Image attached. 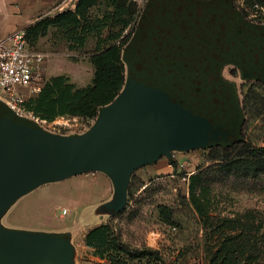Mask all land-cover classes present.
Wrapping results in <instances>:
<instances>
[{"label": "rangeland", "instance_id": "rangeland-1", "mask_svg": "<svg viewBox=\"0 0 264 264\" xmlns=\"http://www.w3.org/2000/svg\"><path fill=\"white\" fill-rule=\"evenodd\" d=\"M78 1L0 0V35L27 28L43 17L74 10ZM134 1L141 13L149 0ZM233 4L245 21L264 25L257 19L264 16L261 10L264 0H233ZM110 9L101 4L92 11V17H101ZM119 29L118 26L105 29L103 36H107L109 30L117 32ZM95 44L96 37L91 35L85 47L71 48L70 43L52 29L37 42L39 49L47 54L44 78L67 75L77 86L89 84L94 75L89 56ZM228 65L222 70L224 80L229 82L224 85L232 89L229 91L233 95L232 102L243 120L237 141L242 140L244 144L237 143L226 152L221 148L211 149L209 145L173 148L169 154L131 173L128 199L108 223L116 228L128 247L140 250L147 246L158 251V257L134 260L132 264H206V249L211 243L210 229L205 227L190 204L192 174H200L201 183L211 194L217 217H233L252 209L258 217L264 218V156H253L264 148V87L254 85L257 97L249 99L247 107H243L249 86L257 79L244 80L239 68ZM126 76L127 85L129 63H126ZM20 90L25 95L31 93L29 88ZM101 112L93 120L59 117L47 122L28 114L26 117L51 134L77 137L95 126ZM245 151L250 155L239 157ZM226 157L229 159L224 160ZM223 162H229L231 168L223 167ZM113 193L110 176L104 171H87L45 181L10 202L0 213V226L14 231L38 229L48 234L61 228L81 233L113 209ZM160 204L173 209L175 225L160 220ZM64 209L67 210L65 213ZM149 240L153 245H149Z\"/></svg>", "mask_w": 264, "mask_h": 264}, {"label": "trees", "instance_id": "trees-1", "mask_svg": "<svg viewBox=\"0 0 264 264\" xmlns=\"http://www.w3.org/2000/svg\"><path fill=\"white\" fill-rule=\"evenodd\" d=\"M193 1L199 6L207 0ZM232 1L226 0L228 4ZM101 4L111 9L101 17H92V11ZM140 11L134 0H79L74 10L43 17L28 26L27 39L38 50L37 42L52 29L62 35L71 48L85 47L91 35L96 37V44L89 56L94 67V75L89 84L77 86L67 75L44 78L41 90L25 100L26 111L47 122H53L59 117L93 120L125 88L126 63L131 59H142L149 67L155 68L161 75L163 87L168 89L165 90V100H159L154 105L160 115L159 138L168 146L148 164L169 154L173 148L209 145L211 149L221 148L226 152L237 143L244 144L242 140L237 141L241 131L240 122L243 120L234 107L229 91L217 83L214 72L222 59L229 58L243 63L249 73L259 76L256 83L250 84L243 107H247L249 99H256L254 85L264 87V43L260 44L259 40L255 41L257 44L253 43L255 39L249 35L254 30L258 31L257 27L241 21L234 26L236 35L240 34V45H236L238 39L236 36L234 39L230 32L229 37H226L230 38L227 43L229 47L213 53L212 49L215 50L217 46L204 44L198 38L207 30L209 35H213L212 30L206 29L203 24L201 27L194 24V31L187 39V46L181 56L169 35H166L168 40L153 42L149 33L139 34L144 14V11ZM193 13L191 9L181 10V14L174 19L176 27L188 30ZM257 19L259 23H264V16ZM172 20L167 19L168 23ZM184 20L186 25L181 24ZM135 25L137 28L134 29ZM115 26L120 27L117 32L109 30L107 36H103L105 29ZM127 29L128 33L124 34ZM190 43L192 45L189 46ZM192 52H197V57H191ZM246 155L248 157L250 153L245 151L239 157ZM260 155L264 156V148L259 153H253L256 157ZM227 159L229 157L224 158ZM222 165L225 168L232 166L229 162H223ZM201 182L200 174L190 176V204L205 227L210 229L211 243L206 249V264H264V218L258 217L252 209L233 217H217L214 215L211 194ZM158 212L163 223L176 224L171 207L160 204ZM84 242L94 248L95 255L105 259L106 264H132L134 260L158 257V251L151 247L144 246L140 250L128 247L121 234L108 222L91 228Z\"/></svg>", "mask_w": 264, "mask_h": 264}, {"label": "water", "instance_id": "water-1", "mask_svg": "<svg viewBox=\"0 0 264 264\" xmlns=\"http://www.w3.org/2000/svg\"><path fill=\"white\" fill-rule=\"evenodd\" d=\"M146 6L139 34L149 33L153 42L168 40L169 35L181 56L194 24L201 27L210 21L216 25V17L222 19V12L231 17L229 24L239 20L225 0L199 6L193 0H149ZM189 8L194 12L189 29L176 27L181 10ZM217 10L216 15L213 12ZM168 18L173 20L168 23ZM181 22L186 25L185 20ZM129 64L126 88L82 136L46 132L0 101V213L17 197L45 181L98 170L106 172L115 185V201L109 213L119 212L127 200L132 171L148 164L168 146L159 138L160 115L154 106L165 100L168 89L163 87L155 68L142 59H131ZM73 254L68 235L0 226V264H72Z\"/></svg>", "mask_w": 264, "mask_h": 264}, {"label": "built area", "instance_id": "built-area-1", "mask_svg": "<svg viewBox=\"0 0 264 264\" xmlns=\"http://www.w3.org/2000/svg\"><path fill=\"white\" fill-rule=\"evenodd\" d=\"M256 6H259L258 4ZM264 14V6H261ZM47 54L33 47L26 28H18L0 37V101L16 115L26 117L24 102L32 93H38L43 85ZM29 88L25 95L20 89ZM67 210L64 209L63 213Z\"/></svg>", "mask_w": 264, "mask_h": 264}, {"label": "crops", "instance_id": "crops-1", "mask_svg": "<svg viewBox=\"0 0 264 264\" xmlns=\"http://www.w3.org/2000/svg\"><path fill=\"white\" fill-rule=\"evenodd\" d=\"M212 1H215V0H207L205 1V3H209V2H212ZM226 1V0H225ZM234 12H235V15L237 16V18L239 19L238 22L236 23H232V24H229V22L232 20L231 17L229 18L228 17V14L227 13H221L222 14V19L218 18V16L216 17L218 23L215 25L214 23H211L210 21L206 24H204V27L206 29H210L212 30V34L216 35V36H213V35H209L207 33V31H205L204 35H200V37H198L200 39V41L204 44H208V45H214V46H217L219 49L214 48L215 50L212 49V52L213 53H216L218 51H224L225 48H228L229 45H227L229 39H227L226 37L228 35V33L231 32V35L233 36V38L235 39V36H236V39L237 40V44L240 45L241 43V40H240V34L236 35L235 31H234V26L236 25H239L241 23V21H244L246 22L247 24H250L248 23L247 21L244 20V18L241 16V14L239 13V11H237L234 7V4H233V1L231 2V4H229ZM214 14H218V10L217 11H214L213 12ZM220 23V24H219ZM251 26L253 27H257L258 31H252V33L249 35L250 37H252L251 39H255L253 43L257 44V40H259L260 44L263 42L264 43V25H255V24H250ZM13 30L11 31H8L6 34L4 35H0L1 37L7 35L8 33L12 32ZM238 32V31H237ZM227 34V35H226ZM194 38V37H193ZM196 40V38H195ZM228 46V47H227ZM254 47H256V45L253 44ZM214 55V54H213ZM191 57H197V52H193V54L191 53ZM227 64H229L228 66H231L233 65L232 67H235V68H239V74H242L244 76V80H247V79H257L259 78L258 75H255V74H251L247 71V68L244 66L243 63L239 62V61H236L234 59H229V58H226V59H222L216 69H215V72H214V76H215V79L217 81V83L223 87V88H228L227 85L229 84V82H227V80L225 81L224 79V72H222L223 70V67L226 66ZM224 84H227V85H224ZM228 91H232V89H227ZM230 93V92H229ZM230 97H231V100H233V95L232 93H230ZM98 171H101V170H98ZM106 173V172H105ZM111 179V178H110ZM111 182H112V185L114 186V193H113V197H115V185H114V182L113 180L111 179ZM114 214H111V213H108L107 215H102L100 218V220L96 221L92 227L84 230L83 232L81 233H78V231H72V230H67L66 228H61V229H58L55 231V234H65V235H68L69 238H70V241L71 243L73 244L74 246V254H73V262L72 264H106V260L105 259H101L98 255H95L94 253V248L92 247H89L85 244L84 242V238H85V235L86 233L93 227L95 226H98L100 225L101 223L103 222H108L110 217H112ZM43 230V229H41ZM28 231V230H27ZM32 232H44V231H38V229H33ZM47 232V231H45ZM149 245H153V242L151 240L148 241ZM151 243V244H150Z\"/></svg>", "mask_w": 264, "mask_h": 264}]
</instances>
